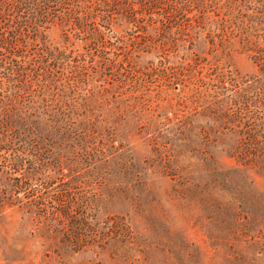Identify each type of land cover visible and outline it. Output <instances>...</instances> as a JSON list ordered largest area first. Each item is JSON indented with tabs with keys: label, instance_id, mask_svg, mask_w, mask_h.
Segmentation results:
<instances>
[{
	"label": "trees",
	"instance_id": "1",
	"mask_svg": "<svg viewBox=\"0 0 264 264\" xmlns=\"http://www.w3.org/2000/svg\"><path fill=\"white\" fill-rule=\"evenodd\" d=\"M132 1L0 0V197L8 199L21 191L30 196L29 203L44 219L58 220L68 215L73 188L89 186L103 196L115 192L139 200L142 190H148L150 172L167 177L170 188L177 192L213 189L214 178L228 175V169L220 167L212 154L224 132L237 135L231 151L239 158L246 156L240 145H247V152L256 151L258 136L264 131V2L135 0L146 12L157 15L159 28L154 29L161 34L171 26H175L171 33L186 30L194 19L185 16L191 8L200 12L202 28L212 12L218 33L224 34L227 26L231 37L238 35L239 52H245L257 67L242 88L233 90L232 100L226 85L229 73L217 64L195 75L188 67L185 74L167 73L166 80L181 84L182 99L200 106V113L209 110L202 116L212 125L192 131L198 133L202 145L187 148L190 156L203 157L149 162L135 160L129 141L132 135L140 134L142 140L155 143L154 137L145 134L162 118L169 121L166 110L171 104L159 103L163 99L159 92L151 94L143 89L121 102H117L120 95H115L109 103L117 101L105 115L97 90L87 86L103 54L100 27L108 28L105 23L111 18L104 6L115 7L119 2L130 6ZM242 7L249 12H241ZM54 25L62 30L66 43H53L47 37ZM70 31L80 45L67 41ZM174 39L176 42L178 37ZM198 175L209 181L203 188L195 179ZM90 204L92 208L94 203ZM115 223L120 225L121 234L129 235L123 220L118 217ZM90 231L86 240H99L97 228Z\"/></svg>",
	"mask_w": 264,
	"mask_h": 264
},
{
	"label": "rangeland",
	"instance_id": "2",
	"mask_svg": "<svg viewBox=\"0 0 264 264\" xmlns=\"http://www.w3.org/2000/svg\"><path fill=\"white\" fill-rule=\"evenodd\" d=\"M251 2L256 5L264 0ZM104 11L111 18L105 23L108 28L100 27L103 54L97 73L87 84L100 95L102 113L107 115L117 101L109 103L115 95H120L117 102H121L143 89L159 92L163 99L158 102L171 104L166 110L169 121L162 118L149 127L145 135L154 137L155 143L142 140L140 134L132 135L131 155L136 161L149 162L203 157L190 156L187 148L201 147L198 133L192 131L212 125L202 116L209 110L200 113V106L182 99L181 84L165 76L178 71L185 74L186 67L193 75L204 73L217 64L229 73L226 85L232 100L233 90L242 88L257 70L246 53L239 52L238 35L231 37L227 26L219 34L210 11L202 28L195 8L185 13L196 19L190 20L186 30L171 33L175 29L171 26L163 34L157 15L146 12L135 0L130 6L107 4ZM241 12L249 9L242 7ZM47 37L53 43H66L55 25ZM67 41L81 44L72 31L67 33ZM220 137L212 154L220 167L228 169V175L214 178L211 190L177 192L170 188L167 177L150 172L148 190H142L139 200L77 187L72 189L68 215L51 221L21 191L8 199L0 197V264H264V131L258 136L256 151L239 146L242 155L246 153L242 159L231 151L237 135L224 132ZM177 151L182 153L176 155ZM226 152L232 155L228 157ZM195 179L202 188L209 183L202 175ZM90 203H94L92 208ZM118 217L129 235L119 232ZM91 227L97 228L99 240H86Z\"/></svg>",
	"mask_w": 264,
	"mask_h": 264
}]
</instances>
